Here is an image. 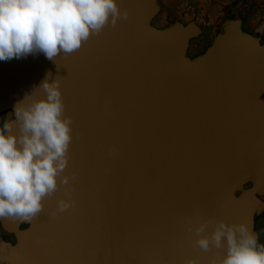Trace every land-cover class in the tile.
I'll list each match as a JSON object with an SVG mask.
<instances>
[{
	"label": "water",
	"instance_id": "95a60500",
	"mask_svg": "<svg viewBox=\"0 0 264 264\" xmlns=\"http://www.w3.org/2000/svg\"><path fill=\"white\" fill-rule=\"evenodd\" d=\"M117 2L128 18L75 52L0 61V115L59 76L73 120L64 175L76 174L31 221L0 218L14 237L0 236V264H211L224 250L195 245L204 221L243 222L259 243L264 42L230 20L190 58L196 23L159 29L158 0Z\"/></svg>",
	"mask_w": 264,
	"mask_h": 264
},
{
	"label": "clouds",
	"instance_id": "9594fccd",
	"mask_svg": "<svg viewBox=\"0 0 264 264\" xmlns=\"http://www.w3.org/2000/svg\"><path fill=\"white\" fill-rule=\"evenodd\" d=\"M128 15L117 0H0V61L37 53L55 61ZM12 114L0 127V218L31 221L43 210L44 198L61 185L69 187L76 176L64 175L73 120L65 115L59 76L53 79L49 72ZM72 206L70 198L57 202L60 212ZM210 223L212 231L206 234ZM194 231V243L202 250H224L211 264H264V245L243 222L204 221ZM185 264L197 262L188 259Z\"/></svg>",
	"mask_w": 264,
	"mask_h": 264
},
{
	"label": "rangeland",
	"instance_id": "374dc122",
	"mask_svg": "<svg viewBox=\"0 0 264 264\" xmlns=\"http://www.w3.org/2000/svg\"><path fill=\"white\" fill-rule=\"evenodd\" d=\"M158 3L161 11L153 26L165 29L177 22L184 25L194 22L201 27V36L190 43V58L203 54L231 19L242 20L244 31L264 42V0H158ZM2 115L6 121L13 119L11 112ZM256 231L258 244L264 245V213L256 218ZM0 236L14 243V237L1 227Z\"/></svg>",
	"mask_w": 264,
	"mask_h": 264
},
{
	"label": "trees",
	"instance_id": "16d2710c",
	"mask_svg": "<svg viewBox=\"0 0 264 264\" xmlns=\"http://www.w3.org/2000/svg\"><path fill=\"white\" fill-rule=\"evenodd\" d=\"M231 20H233V19H231ZM5 121H6V120H5V118H4V115H0V127L3 126V124H4ZM6 241H7V240H6Z\"/></svg>",
	"mask_w": 264,
	"mask_h": 264
}]
</instances>
